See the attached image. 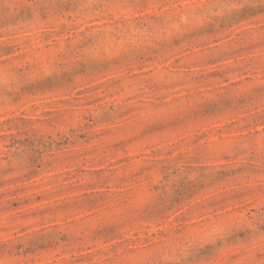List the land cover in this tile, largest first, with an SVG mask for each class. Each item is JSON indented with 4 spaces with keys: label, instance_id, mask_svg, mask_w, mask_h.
<instances>
[{
    "label": "rangeland",
    "instance_id": "374dc122",
    "mask_svg": "<svg viewBox=\"0 0 264 264\" xmlns=\"http://www.w3.org/2000/svg\"><path fill=\"white\" fill-rule=\"evenodd\" d=\"M0 264H264V0H0Z\"/></svg>",
    "mask_w": 264,
    "mask_h": 264
}]
</instances>
